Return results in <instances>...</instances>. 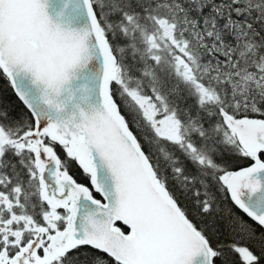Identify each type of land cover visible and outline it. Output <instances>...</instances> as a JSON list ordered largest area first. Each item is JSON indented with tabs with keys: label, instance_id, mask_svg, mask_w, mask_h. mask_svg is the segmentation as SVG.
<instances>
[{
	"label": "snow or ice",
	"instance_id": "6c2138e0",
	"mask_svg": "<svg viewBox=\"0 0 264 264\" xmlns=\"http://www.w3.org/2000/svg\"><path fill=\"white\" fill-rule=\"evenodd\" d=\"M0 84V264H264V0H0Z\"/></svg>",
	"mask_w": 264,
	"mask_h": 264
},
{
	"label": "trees",
	"instance_id": "16d2710c",
	"mask_svg": "<svg viewBox=\"0 0 264 264\" xmlns=\"http://www.w3.org/2000/svg\"><path fill=\"white\" fill-rule=\"evenodd\" d=\"M4 87H6V86L3 84H0V88H4ZM8 91H10V89Z\"/></svg>",
	"mask_w": 264,
	"mask_h": 264
}]
</instances>
